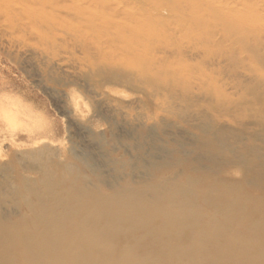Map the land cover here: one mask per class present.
<instances>
[{"label": "bare ground", "instance_id": "6f19581e", "mask_svg": "<svg viewBox=\"0 0 264 264\" xmlns=\"http://www.w3.org/2000/svg\"><path fill=\"white\" fill-rule=\"evenodd\" d=\"M248 1L0 0L14 46L33 54L66 46L103 108L127 114L134 110L126 104H137L170 118L184 111L182 127L197 138L192 149L156 145L151 164L136 166V182L123 157L119 184L64 156L55 126L17 102L0 107V138L28 143L0 160V172H13L0 182V264H264V23L247 25ZM214 25L223 28L220 39ZM240 47L258 65L229 72L227 90L219 63L206 65ZM187 52L201 60L192 64ZM69 106L77 121L102 125L78 92ZM168 153L171 163L157 165L155 156ZM8 156L0 147V158Z\"/></svg>", "mask_w": 264, "mask_h": 264}, {"label": "rangeland", "instance_id": "374dc122", "mask_svg": "<svg viewBox=\"0 0 264 264\" xmlns=\"http://www.w3.org/2000/svg\"><path fill=\"white\" fill-rule=\"evenodd\" d=\"M248 5V8H246L247 12H243L245 13L244 18L247 20V25L253 27L263 24L264 0H249ZM209 29L210 31L213 30V33H216L214 34L216 39H220L221 36H224L223 28H221L220 25L209 26ZM65 47L66 46H60V43L56 46H37L36 53L33 54L25 48L14 46V44H12V31L7 27V23L0 12V107L7 108L9 105L8 102H17L19 105L29 110L37 120L41 121V123L55 126L59 130V140L62 142L64 156L67 157L71 154L77 159L75 161L77 164H81L82 161H87L89 165H91L87 170L89 173L98 172L109 179V181L118 180L117 182L119 184L122 183L127 176H125V171H115L118 165L123 164V157L131 160L130 164L133 166L134 170L129 176V179L136 182L142 177L137 167L140 166L142 162H146L148 166L151 164L149 163L151 160L148 159L147 155H152L153 149L158 148V150H165L163 147L168 149L170 145H175L179 141L184 144L186 149H192L196 146L197 138L187 129L184 131L182 127V123H184L182 121H184L186 117V112L184 111L183 113H178L179 111L176 112L177 118H170L167 115L161 116L157 112L151 113L145 108L146 106L144 107L143 105L137 104L130 105V103H127L126 105L130 106L131 110H134L127 114L126 111L117 110V107L114 105H107V107L103 108L104 106L100 105V100H98L97 91L95 92V90L88 87L89 82L84 76L80 77L82 73L79 67L74 65L73 61L71 62L69 60L70 57L67 58V48ZM263 50L264 48L261 50L262 54ZM239 52H236L233 56L238 57L240 62L234 59L233 56H231L232 58L225 56L224 58L211 61L209 65H206L208 68L209 66L212 68V63V65L219 63L222 73L221 77L224 79L222 83L227 90H229V86L234 80V78L228 79L232 82L225 80L229 77V72L240 71L243 66L252 62V64H257L255 59H248L245 57V52L242 47H240ZM187 53L186 56L193 61L191 62L192 64L201 60V56L198 53L195 52L196 58L194 57V53L193 55L192 53ZM190 55L193 56V59ZM75 67H77V70L79 69V72ZM238 75L249 84L248 78L240 74V72ZM83 78L85 80H83ZM74 92H78L81 99H87L93 107L97 108V112L94 114L96 117L94 116L93 122L96 123L97 120L100 121L99 125H102L99 128L94 127L93 123H87L85 121L79 122L72 117L70 114L69 96ZM117 115H121V117ZM181 115H183V118ZM110 126H113L114 130H112V133L115 134L117 138L116 141H118V143L112 147L109 145V143H111ZM83 127L85 129H83ZM177 127H179L178 130ZM180 127H182V129ZM210 127L211 126H206L204 128L208 131L211 129ZM86 129L88 131H85ZM0 131L2 134L7 131L1 119ZM176 132H178V135L175 134ZM189 133L193 136H190L192 140L196 138L191 145H189L190 142H192ZM262 135L264 136V133ZM262 135H260L259 138L263 141L264 137ZM178 136H181V138L183 137V139ZM135 138H137V140ZM15 145L26 146L28 143L24 140H17L12 143L7 135L1 136V150L9 155L8 157L0 158L3 163L7 162L9 157H12V154L18 157L20 156L19 153L26 152L24 150L28 149L22 147L14 148ZM156 145H158L157 148H155ZM68 149L74 152H70L71 150ZM104 149L109 153L106 154ZM141 152L143 153V155L140 156L141 159L136 158V161V159L132 158L133 155H140ZM73 153H75L76 156L73 155ZM160 155L155 156L157 165L163 164L166 161L171 163L169 153L162 156ZM161 157H163V160ZM21 168L23 171H26L27 176L34 178L35 175L30 172L31 166H29L26 161L21 163ZM12 175L13 172L11 168L2 170L0 172V182L12 181Z\"/></svg>", "mask_w": 264, "mask_h": 264}]
</instances>
